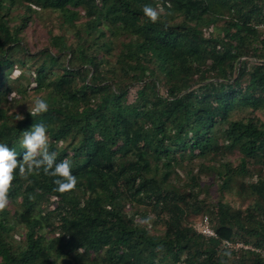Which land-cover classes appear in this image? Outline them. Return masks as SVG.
Segmentation results:
<instances>
[{"label": "trees", "instance_id": "1", "mask_svg": "<svg viewBox=\"0 0 264 264\" xmlns=\"http://www.w3.org/2000/svg\"><path fill=\"white\" fill-rule=\"evenodd\" d=\"M145 5L160 8L159 22ZM43 11L59 13L75 45L50 33L49 47L30 52L21 35ZM29 92L48 111L12 119L4 104ZM259 112L264 0H0V143L22 161V133L43 123L78 180L60 191L42 170H16L9 201L20 212L0 214V264H264ZM204 177L253 204L235 210L222 195L213 207L200 199L211 197ZM205 217L217 237L194 228ZM15 224L25 231L14 236Z\"/></svg>", "mask_w": 264, "mask_h": 264}, {"label": "rangeland", "instance_id": "2", "mask_svg": "<svg viewBox=\"0 0 264 264\" xmlns=\"http://www.w3.org/2000/svg\"><path fill=\"white\" fill-rule=\"evenodd\" d=\"M22 10H17L12 15H19L22 14ZM85 22L84 20H80L78 23L82 24ZM11 25L18 24V19L14 18L11 20ZM72 29L68 28L67 25L62 23V20L59 16V13L56 11H43L40 13V16L35 17L32 19V22L29 24V28L26 30L24 34L21 35V37L24 40V43L28 49H30V52L33 53V55L39 53L43 48L49 47L50 42V33L57 36H65V39L72 43L76 44L75 38H74V32H71ZM98 36V33H94L92 36V39L96 38ZM120 40H124L123 38L120 39H114V49H112L111 53V61L115 62L117 60V55L119 54L121 50L120 46ZM52 50V49H51ZM14 59H18L19 55H14ZM33 61H28V64L34 63ZM26 82H22V85H25ZM26 86V85H25ZM137 91H139V88H133L129 92V103H133L135 99L137 98ZM163 92V88H162ZM43 93H34L29 92L25 95H21L22 97L14 100L12 103L4 104V108L7 110L8 115L12 119H16L17 115L23 116L25 113L28 112V108L30 109L33 100L36 97H40ZM241 116L239 113H234L232 115V118H238ZM257 117L264 122V114L262 112H259L257 114ZM227 159H230L234 165H237L239 163L240 155L239 154H233L228 155ZM195 162H199L200 160H194ZM195 163V164H197ZM187 164V163H186ZM188 170V167H184V170L181 169V181L180 183H183L186 180V174L185 171ZM203 181L206 182V185L208 187V193L211 197H206V195H201L200 199L205 198L207 201H213L212 206L214 207L217 203L216 201L221 198L223 195V200L231 205V207L235 210H242L245 211L247 208H249L253 204V199L249 195L248 192L241 193L240 191H237L235 188V184L232 186L230 190H227L225 192H222L219 187H221V181L217 178L212 177H204ZM212 207V209H213ZM10 214L7 215V218L13 221L12 217H15L14 215L16 213L20 212V203L18 202H11L9 203L7 209ZM1 214V212H0ZM1 217V216H0ZM2 218V217H1ZM3 219V218H2ZM15 220V219H14ZM199 220V219H198ZM196 221L193 223L194 228H199L201 221ZM16 231L14 233L15 235H19V232L23 233L25 230L20 225L15 224ZM251 249H256L253 246L247 245ZM264 255V253L262 254Z\"/></svg>", "mask_w": 264, "mask_h": 264}, {"label": "clouds", "instance_id": "3", "mask_svg": "<svg viewBox=\"0 0 264 264\" xmlns=\"http://www.w3.org/2000/svg\"><path fill=\"white\" fill-rule=\"evenodd\" d=\"M143 11L152 23L159 22V7L145 5ZM48 109L47 100L36 97L28 111L31 116H37L46 113ZM22 119V116L17 115V120ZM22 137V147L25 149L22 161L18 160L19 154L13 148L0 143V212L5 211L10 203L9 193L16 179L17 169L25 179L42 170L44 174L55 178L53 182L60 191L74 190L78 183L72 172V161L65 158L57 162L56 152L50 151L48 129L43 123L34 124L31 130L22 133Z\"/></svg>", "mask_w": 264, "mask_h": 264}, {"label": "built area", "instance_id": "4", "mask_svg": "<svg viewBox=\"0 0 264 264\" xmlns=\"http://www.w3.org/2000/svg\"><path fill=\"white\" fill-rule=\"evenodd\" d=\"M195 229L199 234L204 235L206 237H217L216 232L212 229L210 225V220L208 217H205L203 220H201L199 228H195ZM225 246L228 247L229 249H235L237 251L242 248L251 249L250 247L245 246L241 243L233 245L231 243L226 242ZM251 250L257 251L256 249H251Z\"/></svg>", "mask_w": 264, "mask_h": 264}]
</instances>
